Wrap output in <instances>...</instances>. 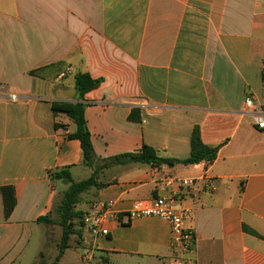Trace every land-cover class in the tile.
<instances>
[{
	"label": "crops",
	"instance_id": "1",
	"mask_svg": "<svg viewBox=\"0 0 264 264\" xmlns=\"http://www.w3.org/2000/svg\"><path fill=\"white\" fill-rule=\"evenodd\" d=\"M263 68L264 0H0V187L16 196L6 219L0 193V264L55 259L31 248L40 226H58L38 220L55 219L68 188L51 172L67 168L80 182L76 173L95 170L68 138L74 122L52 110L54 102L78 101L99 162L144 144L186 159L195 128L203 144L220 147L212 164L101 170L107 185L76 210L103 201L118 219L107 236L76 228L68 249L81 251L85 264H177L167 221L127 219L135 201L155 197L192 212L188 264H264V133L244 105L247 95L264 100ZM77 73L102 80L83 100ZM134 109L141 121L129 119Z\"/></svg>",
	"mask_w": 264,
	"mask_h": 264
},
{
	"label": "trees",
	"instance_id": "2",
	"mask_svg": "<svg viewBox=\"0 0 264 264\" xmlns=\"http://www.w3.org/2000/svg\"><path fill=\"white\" fill-rule=\"evenodd\" d=\"M35 72L32 73V75ZM74 84L77 94L81 100L84 99L85 94L96 89L101 84V79H94L88 73H77L74 76ZM86 104L82 101L78 102H54L52 110L54 115L60 113L66 114L75 124L76 130L68 138L78 140L81 145L84 156V164L88 167H95L91 177L80 182H74L71 173L67 168L55 170L51 172V177L61 179L67 183L68 188L64 192L61 201L53 208V214L57 212L58 218L50 219L48 216L40 218L38 221L46 224H57L62 228V238L59 244V252L51 263H47L44 256L38 264H58L65 251L70 247L69 242L71 236L76 234L77 227L82 226L80 220L83 217V211H77L76 207L81 202V196L89 193L91 190L101 189L107 184L100 183L99 173L101 170L110 168L116 165H125L129 163L150 164L153 167H174L176 165H195L201 162L212 164L218 155L220 147H210L201 141L199 129L195 128L191 135L190 141V155L186 159L164 158L160 157L157 151L148 146L143 145L141 150L137 153L123 154L116 156L111 160L105 162L97 161L94 148L91 140V134L87 127L85 118ZM132 121H141L139 109H134L129 116ZM0 193L3 201L4 217L7 219L13 212L16 205L15 190L12 186L0 187ZM96 201V200H95ZM93 202V201H91ZM90 202V203H91ZM121 219V216H119ZM122 224V222H120Z\"/></svg>",
	"mask_w": 264,
	"mask_h": 264
},
{
	"label": "built area",
	"instance_id": "3",
	"mask_svg": "<svg viewBox=\"0 0 264 264\" xmlns=\"http://www.w3.org/2000/svg\"><path fill=\"white\" fill-rule=\"evenodd\" d=\"M71 72L72 69L68 67L59 74V78H64ZM244 105L245 112L252 117L256 129L264 133V100L257 101L253 96L247 95ZM193 184V180H181V185L184 187ZM175 201L173 198L166 197L135 201L127 214V219L130 221L138 217L151 216L167 221L171 231V246L181 254L177 264H188L191 259L187 256L193 252L196 238L194 233L185 226V221L190 218L192 212L188 209L176 211L173 205ZM113 218L118 219V216L113 212L111 204L93 201L87 205L80 223L95 237L107 236L109 235L107 224Z\"/></svg>",
	"mask_w": 264,
	"mask_h": 264
},
{
	"label": "rangeland",
	"instance_id": "4",
	"mask_svg": "<svg viewBox=\"0 0 264 264\" xmlns=\"http://www.w3.org/2000/svg\"><path fill=\"white\" fill-rule=\"evenodd\" d=\"M74 179L85 180L91 177V173L85 169L80 170L78 173L73 176ZM57 183V181H56ZM57 188L60 192L66 190L64 185L57 183ZM83 202H89L93 199L92 191L82 195ZM61 201V200H60ZM55 217L58 218L57 212L55 211ZM51 228V229H50ZM47 228L46 226L42 225L39 227V230L35 231L32 247L33 249L39 248V252H43L46 254V257L49 259H54L59 252V244L62 238V228L60 226H52ZM49 237V241L46 238ZM82 253L75 248H71L67 250V259L61 261L60 264H85L82 261Z\"/></svg>",
	"mask_w": 264,
	"mask_h": 264
}]
</instances>
